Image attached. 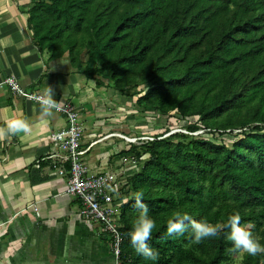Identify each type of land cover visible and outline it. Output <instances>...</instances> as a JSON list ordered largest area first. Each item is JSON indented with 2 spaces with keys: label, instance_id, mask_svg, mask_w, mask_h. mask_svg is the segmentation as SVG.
Here are the masks:
<instances>
[{
  "label": "trees",
  "instance_id": "16d2710c",
  "mask_svg": "<svg viewBox=\"0 0 264 264\" xmlns=\"http://www.w3.org/2000/svg\"><path fill=\"white\" fill-rule=\"evenodd\" d=\"M27 14L49 61L67 55L77 70L84 63L87 80L135 91L143 112L197 118L186 134L155 135L118 153L142 163L121 207L124 264L229 262L226 228L198 245L190 228L168 236L176 211L213 225L238 211L264 244V0H34ZM199 126L202 135L236 139L229 148L191 137ZM137 191L156 223L148 241L155 261L137 254L127 235L139 215ZM240 264H264V254H244Z\"/></svg>",
  "mask_w": 264,
  "mask_h": 264
},
{
  "label": "crops",
  "instance_id": "0c3cea01",
  "mask_svg": "<svg viewBox=\"0 0 264 264\" xmlns=\"http://www.w3.org/2000/svg\"><path fill=\"white\" fill-rule=\"evenodd\" d=\"M33 1L0 0V84L12 77L35 93L50 86L54 99L89 109L92 80L67 57L49 61L36 48L27 14ZM11 118L27 119L32 131L0 139V264H112L105 238L78 216V203L65 194V179L53 169L56 164L68 169L49 138L65 126V118L55 112L42 116L40 105L0 88V129ZM84 119L82 148L89 147L84 163L94 174L111 171L121 150L112 137L98 140L101 126ZM92 133L100 136L90 139ZM91 142L96 144L90 147Z\"/></svg>",
  "mask_w": 264,
  "mask_h": 264
},
{
  "label": "built area",
  "instance_id": "2783aa9c",
  "mask_svg": "<svg viewBox=\"0 0 264 264\" xmlns=\"http://www.w3.org/2000/svg\"><path fill=\"white\" fill-rule=\"evenodd\" d=\"M0 88L7 89L13 96L38 104L30 96L40 93L26 91L12 77L2 81ZM53 112L61 114L66 122L62 129L51 133L49 138L62 154V162L68 165L67 170L57 164L53 165V169L65 179V194L78 203V216L96 229L99 236L105 238L110 248L112 264H124L121 258L124 241V235L120 231L121 207L131 195L128 191V179L133 176L135 169L138 170L141 162L134 158H122L111 171L91 173L82 159L89 147L82 148L84 128L77 107L67 101L62 103L60 111ZM192 135L198 136V132ZM96 142H91L89 146H94ZM143 157L141 160L145 159ZM129 162L131 165H127Z\"/></svg>",
  "mask_w": 264,
  "mask_h": 264
},
{
  "label": "rangeland",
  "instance_id": "374dc122",
  "mask_svg": "<svg viewBox=\"0 0 264 264\" xmlns=\"http://www.w3.org/2000/svg\"><path fill=\"white\" fill-rule=\"evenodd\" d=\"M83 65L80 70H83ZM92 82L93 84L89 88L93 92L89 93L91 99L90 103H87L89 109L82 111L81 107H77L78 111L82 116V120L90 117L93 126H101L99 133L103 132L102 136L99 135V137L97 133H92L89 135L90 139L99 137L98 140H100L102 137H112L117 144V150L123 152L128 150L131 145L141 147L144 143L152 141L155 135L161 134L164 138L176 133L186 134V126L196 124L197 118L195 115L182 118L176 113L161 115L158 112H143L136 105V97L133 95L135 91H125L121 94L112 88V83L108 80H103L104 85L101 88H96L95 82ZM201 130L203 129L199 126L197 129L198 136L202 133ZM206 132L203 135L201 134L203 138L217 144L225 142L229 148L236 139V132L222 135L213 130ZM196 136L191 137L197 139ZM187 140H190V138ZM117 159L120 158L117 157ZM127 165H131L130 162ZM141 166L142 163L139 167ZM137 171L135 169L134 174ZM243 256L238 257L236 253L230 252V260L227 264H240Z\"/></svg>",
  "mask_w": 264,
  "mask_h": 264
},
{
  "label": "clouds",
  "instance_id": "9594fccd",
  "mask_svg": "<svg viewBox=\"0 0 264 264\" xmlns=\"http://www.w3.org/2000/svg\"><path fill=\"white\" fill-rule=\"evenodd\" d=\"M30 99L40 105L41 115L45 117L51 116L53 110L60 111L62 108V102L54 99V92L50 86H47L42 93L30 96ZM31 131L32 127L27 119L11 118L6 121V127L0 129V139H3L6 135L19 136L23 134L27 136ZM143 196L144 193L142 191L133 193L135 201L133 207L139 209V215L127 235L137 254L155 261L158 258V253L149 247L148 241L152 237L156 223L149 215V209L143 202ZM250 227V225L241 223V215L238 211L229 215L223 225H213L203 219L198 221L186 212L181 213L180 211L174 212L167 219L168 236L174 234L182 235L187 228H190L191 243L197 245L207 238L216 237L222 228L228 229L226 239L232 243L230 251L236 253L238 257L244 254L252 257L264 254V244L253 236V233L249 230Z\"/></svg>",
  "mask_w": 264,
  "mask_h": 264
}]
</instances>
